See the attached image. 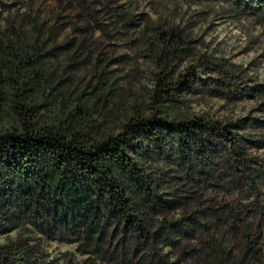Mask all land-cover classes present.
I'll use <instances>...</instances> for the list:
<instances>
[{"label": "rangeland", "instance_id": "374dc122", "mask_svg": "<svg viewBox=\"0 0 264 264\" xmlns=\"http://www.w3.org/2000/svg\"><path fill=\"white\" fill-rule=\"evenodd\" d=\"M260 1L0 0V70L7 47L15 42V55L36 59L31 66L38 69L31 97L40 121L70 120L73 128L91 126V135L101 138L120 132L135 109L147 111L150 106L156 71L150 52L152 29L174 27L187 33L192 54L177 62L175 71L194 70L195 76L187 78L192 92L175 93L178 109L161 107L158 117L169 122L177 113L219 121L245 137L244 153L236 157L228 154L226 142H214L179 156L167 139L161 151L149 146L131 156L148 175L151 191L172 202L157 209L155 220L176 221L188 229L197 225L188 240L196 250L211 237L214 249L235 253L245 225L260 215L264 219V180H239L234 174L264 169ZM201 57L218 64L221 72L211 74L199 64ZM221 77L236 79L238 85L221 92L207 85L209 79ZM0 105L4 106L2 101ZM11 124L10 117L3 120V128ZM195 181L199 188L191 192L190 183ZM15 234H3L0 241ZM40 235L42 264H62L69 253L78 264L90 256L78 252L76 244ZM120 239L116 234L112 246ZM163 251L175 254L168 246Z\"/></svg>", "mask_w": 264, "mask_h": 264}, {"label": "trees", "instance_id": "16d2710c", "mask_svg": "<svg viewBox=\"0 0 264 264\" xmlns=\"http://www.w3.org/2000/svg\"><path fill=\"white\" fill-rule=\"evenodd\" d=\"M260 2L258 15L264 19V0ZM152 31L150 52L156 71L150 106L147 111L135 109L120 132L101 138L91 135V126L73 128L70 120L42 123L31 97L38 74L31 66L36 59L15 55V42L7 47L8 57L1 60L0 70L4 105H0V237L16 234L0 241V264H42V237L37 233L89 253L79 264H264L261 215L245 225L235 253L227 254L214 249L211 237L197 250L191 246L189 233L197 225L188 229L176 221L155 220L157 209L168 208L172 202L151 191L149 177L137 167L132 153L149 146L161 151L170 139L179 156L226 142L228 154L238 157L244 153L245 137L200 116L176 113L169 122L159 119L161 107L178 109L175 93L192 92L187 78L195 73L190 68L175 71L176 63L192 54L187 33L174 27ZM199 64L211 74L221 72L218 64L203 57ZM209 81L207 85L216 92L238 85L233 78ZM7 117L12 124L3 128ZM234 174L239 180H264V169L235 170ZM189 188L194 192L199 182L190 183ZM118 233L120 243L112 246ZM165 246L175 254L164 252ZM72 258V253L67 254L62 264H78Z\"/></svg>", "mask_w": 264, "mask_h": 264}]
</instances>
